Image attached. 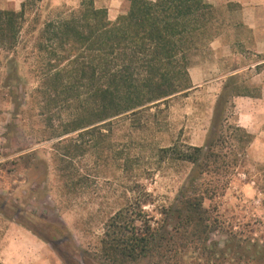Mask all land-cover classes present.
Listing matches in <instances>:
<instances>
[{
    "label": "rangeland",
    "instance_id": "1",
    "mask_svg": "<svg viewBox=\"0 0 264 264\" xmlns=\"http://www.w3.org/2000/svg\"><path fill=\"white\" fill-rule=\"evenodd\" d=\"M26 1L0 0V10L20 11ZM81 1L28 3L24 37L15 50L0 55V263L104 264L107 220L147 192L160 203L175 199L190 167L160 163L157 150L173 143L204 146L226 86L249 93L233 99L230 121L249 126L254 140L246 159L252 177L240 175L219 200L220 211L244 239L264 241V0H208L218 35L192 58L193 88L139 115L115 119L111 132L102 130L103 145L76 160L73 182L66 184L54 162L59 139L49 138L58 122L53 128L40 115L37 43L46 23L79 11ZM94 3L108 10L111 21L130 6L127 0ZM78 133L68 137L77 139ZM96 140L87 136L83 143L88 147Z\"/></svg>",
    "mask_w": 264,
    "mask_h": 264
},
{
    "label": "trees",
    "instance_id": "2",
    "mask_svg": "<svg viewBox=\"0 0 264 264\" xmlns=\"http://www.w3.org/2000/svg\"><path fill=\"white\" fill-rule=\"evenodd\" d=\"M127 1L128 12L111 21L106 8L82 0L79 11L39 33L40 115L48 126L58 122L49 138L59 139L54 162L66 184L73 182L76 160L103 145L102 130L111 132L115 119L188 93L193 56L218 35L208 0ZM33 2L20 11L0 10V55L18 47ZM237 96L250 95L237 86L222 91L204 146L157 150L160 163L190 171L172 202L147 192L110 216L101 242L104 264H264V241L244 239L220 211L219 200L240 175L252 177L246 159L254 136L230 121ZM77 132V139L68 137ZM87 136L97 139L94 145L85 146Z\"/></svg>",
    "mask_w": 264,
    "mask_h": 264
},
{
    "label": "crops",
    "instance_id": "3",
    "mask_svg": "<svg viewBox=\"0 0 264 264\" xmlns=\"http://www.w3.org/2000/svg\"><path fill=\"white\" fill-rule=\"evenodd\" d=\"M13 2H15V1H13ZM241 127H242V126H241ZM243 128H248V129H250L249 126H248V127L246 126V127H243ZM248 132H249V131H248ZM24 236H25V237H28L29 240H30L31 242H34V243L37 242V241L34 239V236H32V235L24 234Z\"/></svg>",
    "mask_w": 264,
    "mask_h": 264
}]
</instances>
